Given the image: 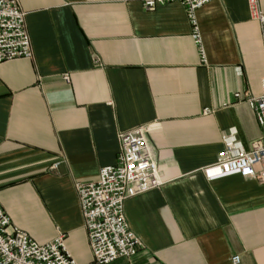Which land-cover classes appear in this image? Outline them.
Here are the masks:
<instances>
[{"label": "crops", "instance_id": "1", "mask_svg": "<svg viewBox=\"0 0 264 264\" xmlns=\"http://www.w3.org/2000/svg\"><path fill=\"white\" fill-rule=\"evenodd\" d=\"M19 1L33 57L0 64V204L14 224L39 243L65 234L91 262L75 180H96L121 132L145 126L164 184L126 201L143 247L110 264H264V182L206 173L230 133L245 149L264 139L236 96H259L264 78L249 0L197 11L206 62L177 1Z\"/></svg>", "mask_w": 264, "mask_h": 264}, {"label": "built area", "instance_id": "2", "mask_svg": "<svg viewBox=\"0 0 264 264\" xmlns=\"http://www.w3.org/2000/svg\"><path fill=\"white\" fill-rule=\"evenodd\" d=\"M180 2L187 10L194 28L196 43L206 62L199 32L197 11L213 0H140L147 10L170 2ZM252 17L260 23L264 46V12L259 0H249ZM33 48L27 28V12L19 0H0V64L32 58ZM64 79L70 81V76ZM244 98L255 110L264 129V78L259 96L236 95ZM211 113L210 109L204 111ZM121 151L115 164L100 169L94 181L75 180V189L88 232L93 259L85 264H110L120 258L131 259L143 247L142 240L130 228L125 214L129 198L161 187L158 164L154 158L149 129L132 128L120 134ZM59 162L53 165L56 169ZM210 179L239 175L264 182V139L245 149L234 133L224 138V148L217 161L206 168ZM236 264L240 256H234ZM0 264H80L66 245V235L60 234L48 243H39L28 232L14 224L0 204Z\"/></svg>", "mask_w": 264, "mask_h": 264}, {"label": "rangeland", "instance_id": "3", "mask_svg": "<svg viewBox=\"0 0 264 264\" xmlns=\"http://www.w3.org/2000/svg\"><path fill=\"white\" fill-rule=\"evenodd\" d=\"M205 111V110H204ZM212 111V110H211ZM132 259V258H131Z\"/></svg>", "mask_w": 264, "mask_h": 264}]
</instances>
